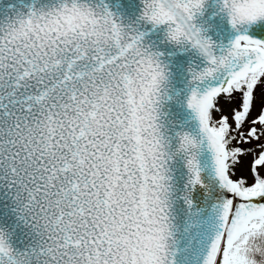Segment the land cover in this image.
Masks as SVG:
<instances>
[{
    "label": "snow or ice",
    "instance_id": "obj_1",
    "mask_svg": "<svg viewBox=\"0 0 264 264\" xmlns=\"http://www.w3.org/2000/svg\"><path fill=\"white\" fill-rule=\"evenodd\" d=\"M0 264H264V0H0Z\"/></svg>",
    "mask_w": 264,
    "mask_h": 264
}]
</instances>
